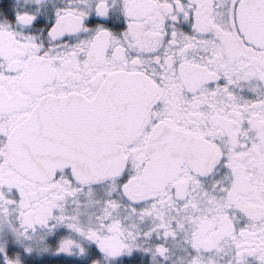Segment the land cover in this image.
<instances>
[{"label":"snow or ice","instance_id":"1","mask_svg":"<svg viewBox=\"0 0 264 264\" xmlns=\"http://www.w3.org/2000/svg\"><path fill=\"white\" fill-rule=\"evenodd\" d=\"M0 264H264V0H0Z\"/></svg>","mask_w":264,"mask_h":264}]
</instances>
